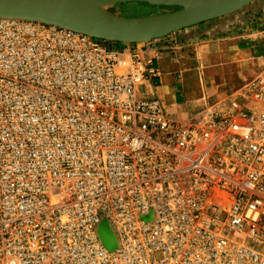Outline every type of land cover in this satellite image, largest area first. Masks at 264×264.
I'll use <instances>...</instances> for the list:
<instances>
[{
	"label": "built area",
	"instance_id": "obj_1",
	"mask_svg": "<svg viewBox=\"0 0 264 264\" xmlns=\"http://www.w3.org/2000/svg\"><path fill=\"white\" fill-rule=\"evenodd\" d=\"M143 48L0 16V264H264V73L179 118Z\"/></svg>",
	"mask_w": 264,
	"mask_h": 264
},
{
	"label": "water",
	"instance_id": "obj_2",
	"mask_svg": "<svg viewBox=\"0 0 264 264\" xmlns=\"http://www.w3.org/2000/svg\"><path fill=\"white\" fill-rule=\"evenodd\" d=\"M142 1L179 6L173 10L130 16L111 5ZM256 0H0V16L42 20L93 36L149 42L185 27L236 12Z\"/></svg>",
	"mask_w": 264,
	"mask_h": 264
},
{
	"label": "crops",
	"instance_id": "obj_3",
	"mask_svg": "<svg viewBox=\"0 0 264 264\" xmlns=\"http://www.w3.org/2000/svg\"><path fill=\"white\" fill-rule=\"evenodd\" d=\"M128 6H125L124 8H130ZM256 9L264 12V0H256L251 5H247L229 15L185 27L180 29L178 33L175 32V34L171 33L164 37L155 38L143 45L144 48L142 55L145 54L149 58H154V61L160 66L162 75L160 83L154 87V91L163 95L166 104L170 102V108L168 107L169 110L176 109V105H174L173 101H175L176 104H186L187 106L190 104V99L188 98L189 94L192 97H195L199 95L202 90L206 89L204 75L209 76L212 83H215V85L218 86L217 90H221L222 86L219 84V78L226 77L229 79L236 73L233 74L234 71H232L230 75H226L228 71L227 64L223 65L222 62H220V59H229L230 61L227 62L228 64L233 65V67L237 64V60L241 61L242 58L245 61H243L244 63H252L255 62L253 60H257L256 62L261 64L264 61V59H262L264 58V52L261 54L258 53V56H254L252 59L249 58V52H258V48L264 50V28L255 29L254 27L247 26L248 29H244V32L231 35L228 38H219V40H216L215 38H207V36H210L212 33H219L226 28L232 21L231 19H238L242 15H246L249 10H254L253 12H255ZM173 39L180 40L181 42H184V44L186 43V53L182 51L174 52L172 50L163 51V48L170 47ZM188 48L190 51H193L194 48H196L197 54L195 55L193 52L188 51ZM263 64L264 63H262V65ZM251 68L252 66L250 67V64L243 67L244 70L241 74L239 73V78L230 85L232 89L237 86V83L240 84L234 92L244 84H241L243 79L251 76L253 72L259 74L264 71V66L261 68L256 67L254 71L251 70ZM178 70L186 71V81L184 80L186 84L183 82V87L186 90V102L178 101L179 90H176L173 76V73ZM202 73H204L203 76ZM213 79H215V81H213ZM246 81L247 80H245V82ZM188 87L190 92H188ZM167 106H169V104H167ZM171 112L173 113V111ZM187 115L190 114L186 112V116Z\"/></svg>",
	"mask_w": 264,
	"mask_h": 264
},
{
	"label": "rangeland",
	"instance_id": "obj_4",
	"mask_svg": "<svg viewBox=\"0 0 264 264\" xmlns=\"http://www.w3.org/2000/svg\"><path fill=\"white\" fill-rule=\"evenodd\" d=\"M127 3L114 4V5H111L110 8L113 9L117 13L124 14V15H130V16L144 15V14L162 12V11L168 10L167 6L153 5V4H149L147 2H142V1L127 2ZM251 4H249V5H251ZM128 5H131V6H128ZM125 6L126 7L128 6L130 8L126 9V8H124ZM253 11L249 10V12L246 15H244V16L242 15L238 19L237 18L231 19L232 21L230 20L231 22L227 25L226 28H224L219 33H217V32L212 33L210 36H207V38H212V39L215 38L216 40H219V38H228L231 35L238 34L240 32H244V29H246V30L248 29L247 26L254 27L255 29L264 28V12H262L261 10H257V9L255 12H253ZM230 17H231V15H230ZM178 31H176V32L178 33ZM173 34H175V32H173ZM107 40L109 42H111L112 44L115 43L114 42L115 40H111V39H107ZM145 43H147V42H141V43L136 42V44L137 45L140 44V46H143ZM217 44H220V43H217ZM225 48H227V47H225ZM166 50H172L174 52H181L182 51V52L186 53V43L184 44V42H181L180 40L173 39V42L171 43L169 48H163V51H166ZM187 50L190 51L189 48ZM259 50H260V48H258V50H257L258 52H253V53L249 52V58L252 59V58H254V56H258V53L261 54L264 52V50H262V49L260 51ZM190 52H193V54L196 55L197 49L194 48V50L190 51ZM143 57L145 59H149V57H147L145 54L143 55ZM262 59H264V58H262ZM227 61L229 62L230 60L229 59H224V60L220 59V62H222L223 65L227 64L226 66L228 67V71H227L226 75H230V73H232V71H234L233 74H235V73L236 74L234 76L230 77L229 79H227L226 77L219 78V84L222 86L221 90H217L218 86L215 85V83L214 84L212 83L209 76L204 75L205 82H206V89L202 90V92L195 97H192L189 94L188 98L190 99V104H188L187 106H186V104H182V105L178 104L177 105L176 102L173 101L174 105H176V109H173V110L170 109V111H173V113L176 117L183 118V117H186V112H188L189 114H194L195 112H198V111L210 106L211 104H214L215 102L227 99L231 94L234 93V90L237 87H239L240 84H238V83H237V86L232 88V89H231L230 85H232V83L239 78V73L241 74L244 70L243 67L248 66L250 64V67L252 66L251 70L254 71V69H256V67L261 68L264 66V64L262 65V63H264V61L261 64H258L256 62L257 60H253L255 62L251 61L252 63H244V62L237 60V64H235L233 67V65L228 64ZM262 73H264V71ZM262 73L256 74L253 72V74L251 76H248V78L243 79V81L245 82V80H248L249 78L256 77ZM203 74L204 73H202V76H203ZM173 76H174V81L176 84V90H179L178 91V101L179 102H186V90L183 87V82H184L185 77H186V71L178 70V71L173 73ZM213 81H215V79H213ZM243 81L241 82V84L244 83ZM160 96L164 99L162 94H160ZM167 104H169L168 107L170 108V102H168ZM177 107L179 109H177ZM177 110H179V112ZM99 234H100L102 241L109 248H115L118 246L119 238L107 220H104L102 222V224L99 226Z\"/></svg>",
	"mask_w": 264,
	"mask_h": 264
},
{
	"label": "trees",
	"instance_id": "obj_5",
	"mask_svg": "<svg viewBox=\"0 0 264 264\" xmlns=\"http://www.w3.org/2000/svg\"><path fill=\"white\" fill-rule=\"evenodd\" d=\"M163 6H167L168 10H173V9H176L179 7V6H168V5H163ZM114 42H115L114 44H112L111 42H109V43L112 45H118V46L123 45V43L120 41H114Z\"/></svg>",
	"mask_w": 264,
	"mask_h": 264
},
{
	"label": "bare ground",
	"instance_id": "obj_6",
	"mask_svg": "<svg viewBox=\"0 0 264 264\" xmlns=\"http://www.w3.org/2000/svg\"><path fill=\"white\" fill-rule=\"evenodd\" d=\"M244 60H243V58L241 59V62H243ZM245 62V61H244ZM184 84H186V82H184ZM188 92H190V89H189V87H188ZM175 102V101H174ZM178 105V104H177ZM177 109H179L178 107H177ZM178 112H179V110H177ZM180 114V113H179Z\"/></svg>",
	"mask_w": 264,
	"mask_h": 264
}]
</instances>
